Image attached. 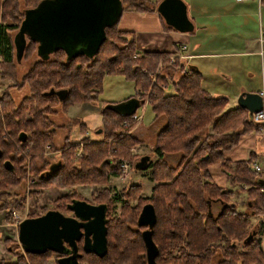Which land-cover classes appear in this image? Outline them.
I'll return each instance as SVG.
<instances>
[{
  "label": "trees",
  "instance_id": "1",
  "mask_svg": "<svg viewBox=\"0 0 264 264\" xmlns=\"http://www.w3.org/2000/svg\"><path fill=\"white\" fill-rule=\"evenodd\" d=\"M20 1L0 0L3 19L0 80L12 82L20 91L29 89L19 105L9 91L0 94V212L5 210L8 221L12 220L13 212L24 211L26 203L25 196L15 198L13 188L21 186L31 174L37 181L34 187L39 189L55 185L71 188L67 197L55 201L53 208L44 207L42 215L49 210L67 213L72 199L85 200L73 190L81 185L96 186L89 203L107 205L108 254L104 258L87 254L80 245L83 257L79 264H147L143 235L148 231L157 251L154 264H264L261 245L264 226L260 224L252 230L253 214L239 210V204L233 201L236 192L247 190L243 186H254L246 191L249 201L245 205L251 206L256 218L264 216V195L258 192L261 175L251 170L252 158L231 163L224 154L237 147L242 136L257 130L247 111L238 105L228 108L230 99L215 96L205 88L196 67L189 66L191 74L184 71L185 60L167 64L170 53L137 52L135 36L130 31H120L118 24L106 30L107 38L95 58L80 56L69 62L63 52H58L48 60H37L19 79L15 68L16 37L12 33L20 28L24 11L35 8L42 0H23V6ZM121 1L123 13L147 14L156 11L163 0ZM26 44L24 53L38 45L29 40ZM160 63L164 68L159 67ZM158 70L153 85L151 76ZM116 75L134 83L136 98L142 106L148 103L155 121L161 117L167 120L155 142L158 161L146 167L154 184L147 198L137 196L138 184L121 193L109 185L110 179L122 174L121 158L135 167L131 157L134 138L128 134L134 121L126 128L124 121H130L131 117H121L109 109L119 102L105 101L101 110L104 138L84 144L78 166L73 163L78 148L70 147L68 137L67 149L60 158L62 166L51 176L46 175L50 164L45 159L44 147L49 145L53 151L56 132L65 128L59 127L51 117L57 113L52 106L98 104L102 102L103 79ZM169 80L174 92L168 94ZM52 89L67 90L65 100L48 95ZM69 124L66 128H71ZM22 134L26 136L25 142L20 140ZM173 154L180 156L177 166L168 162L167 157ZM212 165H220L228 174L230 188H220L211 180ZM31 195L37 194L31 192ZM134 199L137 203H133ZM149 203L155 209L156 223L153 227H141L137 221ZM30 217L38 215L27 218ZM254 231L257 235L245 243ZM3 243L13 259L0 260V264H47L53 256L58 263V254H24L19 243L7 239Z\"/></svg>",
  "mask_w": 264,
  "mask_h": 264
},
{
  "label": "crops",
  "instance_id": "2",
  "mask_svg": "<svg viewBox=\"0 0 264 264\" xmlns=\"http://www.w3.org/2000/svg\"><path fill=\"white\" fill-rule=\"evenodd\" d=\"M151 1L155 2L156 0ZM184 2L191 24H193L190 32H178L166 24L157 11L147 14L124 12L118 24L119 30L132 32L139 53L158 51L159 53H170L173 56L178 55L182 45L187 46L186 54L193 57L189 64L199 70L203 76L205 88L209 89L215 96L224 95L228 97L230 99L229 108L231 109L238 105L236 99L244 92L264 93V0H244V2H237L236 0H184ZM166 91L169 93V90L166 89ZM135 94L136 92L131 93L117 101H108L101 97V101L124 102ZM79 107L83 116L80 118L85 130L83 132V129L76 127L72 131L69 145L75 148H78L80 143L86 144V140L95 128L97 129L102 124L101 106L95 105V103H87L80 104ZM149 109L152 111L149 106L145 115H148L149 120H152L150 125L144 124L145 119L141 124L143 127L151 128L154 137H156L160 129L166 127L167 120L161 117L155 121L154 113L153 111L152 113L149 112ZM62 138L59 141L56 140L55 146L57 148L66 145V138L61 141ZM258 138H261V141ZM239 140L237 147L224 152L225 158L231 163L240 160L248 161L252 158V163L260 166L259 159H264L259 155L264 150V132L252 131ZM258 141L260 144L259 151ZM209 168L212 181L220 188H230L229 176L220 165H212ZM260 178L263 180L264 176L261 175ZM62 191L67 192L68 190L58 187L50 189L47 195L45 194L40 198L44 206L40 208L41 210L35 211L34 214L42 215L37 213L42 212L45 206L48 207L51 201H55L58 197H65L67 194L64 192L62 194ZM31 213L32 211L27 213L28 216ZM1 215L0 260H11L13 259L12 255L8 254L3 240L7 239L19 243V228L11 226V221H8L7 215L4 213ZM28 216L24 217L23 220ZM7 255L11 258H7Z\"/></svg>",
  "mask_w": 264,
  "mask_h": 264
},
{
  "label": "water",
  "instance_id": "3",
  "mask_svg": "<svg viewBox=\"0 0 264 264\" xmlns=\"http://www.w3.org/2000/svg\"><path fill=\"white\" fill-rule=\"evenodd\" d=\"M184 0H163L156 10L166 22L178 32H190L193 28ZM124 11L121 0H42L35 8L24 11L23 20L14 41L17 60H22L26 42L37 43V56L48 60L53 53L63 52L69 62L77 57L95 58L107 38L106 30L119 24ZM192 68L195 69L194 66ZM61 101L67 97V90H51ZM238 106L247 111L253 121L256 114L264 109V95L244 92L236 99ZM141 101L130 100L109 106L121 117H129L141 107ZM101 134V132H97ZM22 142L25 135H20ZM2 151L0 150V158ZM152 162L149 155L136 162L135 169L143 171ZM9 165V164H7ZM62 166L54 162L46 172L51 176ZM261 185H264L262 180ZM66 216L58 210L45 211L36 218L24 219L20 224L18 241L25 254L43 255L46 251L61 255L57 264H79L83 255L79 252V242L83 240L82 251L104 258L108 248L107 205L91 204L86 200H73L67 205ZM137 221L141 227H153L156 213L149 203L142 209ZM145 232L148 255L154 259L156 249L152 238ZM253 232L245 243L254 239ZM151 259V261H152Z\"/></svg>",
  "mask_w": 264,
  "mask_h": 264
},
{
  "label": "rangeland",
  "instance_id": "4",
  "mask_svg": "<svg viewBox=\"0 0 264 264\" xmlns=\"http://www.w3.org/2000/svg\"><path fill=\"white\" fill-rule=\"evenodd\" d=\"M22 1L23 0L20 1V5L23 6L24 4H22ZM22 19H23V17H22ZM0 23L1 24L3 23L2 18H0ZM17 34H18V31L12 33L14 39L17 36ZM37 46L38 45L32 47V49L29 48V50H27V52L24 53V55L22 56L23 57L22 60L20 62L16 63L15 68L17 70V75H18L19 79H21L24 76V74H26L29 71V68L32 67L33 63H35L37 60L40 59V57L37 56V54H36L37 53ZM52 57L53 56L50 55V58H52ZM166 60H167V58H166ZM167 64H170V63L168 62ZM158 65L160 68L161 67L164 68V66L161 65V63ZM159 67H158V69H159ZM144 70H145L144 72L148 73L146 69H144ZM159 72L160 71L158 70L157 72H155V74H152L151 78H153L155 80L156 74H158ZM103 80H104L103 91H102L101 97L103 99L104 98L107 99L108 101H117L119 99H122V98L129 96L131 93L136 92V91H134V89L136 87H134L132 81L128 82L126 79H124L120 75L108 76V77H105ZM171 83H172V81L169 80L168 89H167V90H169V93L174 92V90H173L174 86ZM14 85L15 84H13L10 81L0 80V94L2 92L9 91L10 94L13 95V97H15L16 102H17L16 105H19L22 102V100L24 99L25 93L29 92V89L27 87L23 91H20ZM153 85H156V83H153ZM136 94L133 95L132 97L136 98V96H138V93L136 92ZM136 99H138V98H136ZM104 103H106V102L105 101L100 102V103L95 104V105L101 106V109H102L104 107L103 106ZM80 104H85V103L78 102V103L73 104V105L68 104L65 107H62L60 105H53L52 106V108H54L57 113L55 115L52 114L51 117H53L54 121L56 122V124L59 127L65 126V128L59 129L56 132V136L54 138L55 144H56V140L59 141V139L62 137L63 138L61 141H63L65 138L67 140L68 137H70V139H71V136H72L71 133L76 127H80L81 129H83V132H84L85 126L83 125L82 120L80 118V117H83L82 113H81V108L79 107ZM143 105L144 106L140 107V109L137 111L138 115H140V116L143 115L141 122L139 123V122L134 121V124L132 125V127H131V123L129 126H125L126 128L131 127V128H129L128 134H130V136L134 138V142L132 141V143H131V157L134 158L135 164H136V162L140 161L142 157H144L146 155H149V157H151V159H152L151 163H155L158 161V157H156L155 153H154V148L156 146L155 142L157 141L158 134L156 135V137H154V134H153L154 132L151 130V128L148 129V127H143V125L141 124L144 119H145L144 124L148 125V126L150 125V121H152V120H149L148 115H145V113L149 107L148 103L144 102ZM149 112L152 113V111L150 109H149ZM100 113H101V111H100ZM101 116H102V114H101ZM102 117H101L102 124L99 125V127L97 129L95 128V130L92 132V134L86 140V144L92 143L94 140L100 141L104 138L102 135L103 134L102 133V130H103V119H102ZM68 124H69V126H71V128L70 127L66 128V126ZM253 126L256 127L255 125H253ZM257 130L261 133V130L259 127H257ZM99 131L101 132V134L97 133ZM160 131H161V129H160ZM160 131L158 133H160ZM258 139L260 140L261 138H258ZM55 144H54L55 149L53 151H52V149H46L45 148V159H47L49 161L50 166L52 164H54V162H57V161L61 162L60 158H63V153L67 149L65 147V145L62 146V148H57V146H55ZM84 144L85 143L79 144L77 153H79L80 150H82V152H83ZM259 148H260V144L258 141V151H259ZM256 153H258V152H256ZM261 153L262 154L258 153L260 155V157H264V150ZM28 158H30V157L28 156ZM167 158H168V162H169L170 166H177V163L180 160V156L174 155V154L172 155V157H167ZM74 160L75 161L73 163L78 166L79 157H77V154H76V157L74 158ZM122 160H124V162L128 163V161H126L124 158H121L120 164H121ZM259 161H260L259 165L263 168L264 167V159L260 158ZM40 164L41 163H38L39 167H40ZM251 170L253 171V169H251ZM128 171H129V173H128V176L126 178H124L123 171H122V174L120 175L119 178L110 179L109 185H111V187L114 190H116L118 193H121L122 190H126L127 188L133 186L134 184H138L140 186V188H139V190H137L138 191L137 196L147 198V196H149L152 193V190L154 187V184L150 182L151 171L149 169H146L143 171H138L135 169V167H133L131 165H130ZM29 174H30V172L28 173V175ZM30 175H29L28 179L25 180L21 186L18 185L15 188H13L15 198L17 197L20 199V197H23V196L26 197L25 198L26 203H25L24 211H22V212L16 211V212L12 213L13 216H12V220H11V224H12L11 226H14L15 228H17L16 224H18V223L20 224L23 221V218L28 216L27 213H30V211H32V213H31V215H32L38 209L41 210L40 208L44 205L41 203L40 198H42V196L45 194L47 195L48 194L47 192L50 189L58 187L56 185L48 187V188H42V189H39L38 187H34L35 184L37 183V181L34 178H32V176H30ZM251 187H254V186H243V189H247V190H245L243 192L242 191L236 192L237 195L233 201L239 204L238 205L239 210H242L243 212H250L251 214H253V217L251 218L252 219V228L251 229L253 230V229L257 228V225L261 224V226H262V224H263V226H264V216H262L260 218H256V215L251 210V208L249 206L245 205L247 203V201H249L248 194L246 191H248V189H252ZM58 188H60V187H58ZM61 188H63V187H61ZM65 189H67L68 191L67 192L62 191V194L64 192L65 194H67L65 197H67L69 192L71 191V188L68 187ZM95 189H96V186H84V185L82 186L81 185V186L76 187L73 190L75 191L76 196L77 195L82 196L83 199H85L86 201L92 202L93 199H91V197L94 196V190ZM235 191H237V190H235ZM31 192H33V193L36 192V194H37L36 197H33L31 195ZM258 192H260V190H258ZM65 197H61V198L58 197L55 199V201L61 200ZM55 201H51L48 204V207H46V206L45 207L47 209L53 208V204L55 203ZM133 203H137L136 199H134ZM4 211L5 210L0 212V219H2L1 213H4ZM40 213L41 212H39L37 214H40ZM64 214L66 216L70 215L68 212L67 213L65 212ZM262 231H264V230H262ZM261 245H262L263 255H264V232H263ZM4 246L7 248L8 251H10L9 248L5 244H4ZM11 257H13V256H11ZM11 257L9 255H7V258H11ZM55 259H56V256H53L49 260V263H47V264H56ZM215 260H218V257H216Z\"/></svg>",
  "mask_w": 264,
  "mask_h": 264
},
{
  "label": "built area",
  "instance_id": "5",
  "mask_svg": "<svg viewBox=\"0 0 264 264\" xmlns=\"http://www.w3.org/2000/svg\"><path fill=\"white\" fill-rule=\"evenodd\" d=\"M236 1L237 2H244V0H236ZM186 48H187V46L182 45L181 48L179 49L178 55H173V56L172 55H169L168 58H167V60H169V63L170 64H174V62H176L179 59L180 60L181 59L185 60L187 66H185L184 71L187 74H191V71H190V68H189V66H190L189 62H191V60L193 59V57L186 54L187 53V51H186L187 49ZM138 57H139V54H136L135 58H138ZM156 80L157 79H155V80L153 79V83H156ZM262 94L264 95V93H262ZM142 116L143 115L140 116V115H138L136 113V114L131 115L130 117H131V120L132 121H135V122H139L140 123L141 120H142ZM131 120L130 121L125 120L124 121V125L125 126H129L130 123H131ZM253 123L255 124V126H257V127L260 128L261 132H264V109L262 110V112H259L258 114L255 115L254 120H253ZM44 148L51 149L49 145L45 146ZM81 155H82V150H80L79 153H77V157H80ZM250 166H251L250 168L253 169V171L255 173L264 176V169L262 167L258 166L257 164H254V163H252ZM129 167H130V165L128 163L124 162V160L121 161V170L123 171L124 178H126L128 176V173H129L128 169H129ZM259 189H260L261 194L264 195V186L260 187ZM18 224H16V227H17Z\"/></svg>",
  "mask_w": 264,
  "mask_h": 264
},
{
  "label": "flooded vegetation",
  "instance_id": "6",
  "mask_svg": "<svg viewBox=\"0 0 264 264\" xmlns=\"http://www.w3.org/2000/svg\"><path fill=\"white\" fill-rule=\"evenodd\" d=\"M70 215H73L70 211L68 212ZM83 244H84V242H83V240L82 241H80L79 242V248H80V245H81V248L83 249ZM80 248V249H81ZM61 255H58V258L60 257ZM61 257H63V256H61ZM151 259H152V257H150V255H148V253H146L145 254V262L147 263V264H154V262H153V259H152V261H151ZM154 259H155V256H154Z\"/></svg>",
  "mask_w": 264,
  "mask_h": 264
},
{
  "label": "bare ground",
  "instance_id": "7",
  "mask_svg": "<svg viewBox=\"0 0 264 264\" xmlns=\"http://www.w3.org/2000/svg\"><path fill=\"white\" fill-rule=\"evenodd\" d=\"M22 250V249H21ZM47 252V251H46Z\"/></svg>",
  "mask_w": 264,
  "mask_h": 264
}]
</instances>
